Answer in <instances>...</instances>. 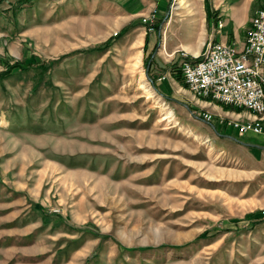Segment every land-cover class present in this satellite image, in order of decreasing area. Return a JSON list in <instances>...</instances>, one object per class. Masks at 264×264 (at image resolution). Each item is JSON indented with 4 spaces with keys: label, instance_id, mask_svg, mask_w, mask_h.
I'll return each mask as SVG.
<instances>
[{
    "label": "rangeland",
    "instance_id": "1",
    "mask_svg": "<svg viewBox=\"0 0 264 264\" xmlns=\"http://www.w3.org/2000/svg\"><path fill=\"white\" fill-rule=\"evenodd\" d=\"M163 2L0 0V264H264L261 153L165 53L211 0Z\"/></svg>",
    "mask_w": 264,
    "mask_h": 264
},
{
    "label": "built area",
    "instance_id": "2",
    "mask_svg": "<svg viewBox=\"0 0 264 264\" xmlns=\"http://www.w3.org/2000/svg\"><path fill=\"white\" fill-rule=\"evenodd\" d=\"M156 14L154 6L143 14L141 19L148 29L153 28L151 22ZM222 24L219 20L218 26ZM179 65L186 86L195 97L251 113L243 120L228 119V125L240 134L252 132L264 137V0L250 18L242 47L221 40L211 41L193 57L183 51ZM202 115L207 121L212 119L210 112Z\"/></svg>",
    "mask_w": 264,
    "mask_h": 264
},
{
    "label": "crops",
    "instance_id": "3",
    "mask_svg": "<svg viewBox=\"0 0 264 264\" xmlns=\"http://www.w3.org/2000/svg\"><path fill=\"white\" fill-rule=\"evenodd\" d=\"M122 3H126L130 8V11L134 14L140 12H147L150 6L158 3L160 4L162 0H121ZM163 3L168 2V0H163ZM260 0H211V11L207 14L203 3L194 6H182L185 12L184 18L188 20L192 29L194 30L193 39L184 40L183 42H171L168 50L165 53L169 55L170 59L177 50V46L182 44L190 55L199 54L208 42L221 40L225 42L232 43L237 47H242L245 41L246 31L250 25V18L255 12L256 8L260 5ZM167 7L166 19L163 21L168 22L173 18L174 9L176 6ZM165 13V9H164ZM221 20L223 24L218 26V21ZM150 39L155 40V36L152 32H149ZM161 42L165 45L169 43L167 38L160 36ZM170 67L166 70L167 74L170 73ZM165 75V74H163ZM157 76V79L161 80ZM166 78V75L164 79ZM191 92V91H190ZM192 93V92H191ZM214 103V101H213ZM204 104L210 105L211 102L205 101ZM212 109L215 110L218 116H215V120L222 128H225L230 135L227 137L240 144L243 147H251L259 151L260 162L257 169L259 171H264V137L261 135L254 134L252 132H246L243 136L238 137V132L235 127L227 124V120L231 117L246 119L251 116V113L243 108H231L223 107L219 103L212 104ZM221 116V117H220ZM224 117V119H223ZM213 120V118L211 119Z\"/></svg>",
    "mask_w": 264,
    "mask_h": 264
},
{
    "label": "trees",
    "instance_id": "4",
    "mask_svg": "<svg viewBox=\"0 0 264 264\" xmlns=\"http://www.w3.org/2000/svg\"><path fill=\"white\" fill-rule=\"evenodd\" d=\"M153 25H156V24H153ZM157 26V25H156ZM176 64H172V66L171 67H174ZM9 67H11V68H9ZM9 67H7V68H9V70L10 69H13V68H18L20 71H23V70H26L27 69V67L28 66H26L24 63H22V62H19V61H16L14 64H10L9 65ZM179 71H177V72H175V74H176V77L178 78V79H181V76H180V72L178 73ZM182 80L184 81V79L182 78ZM153 81H154V79H153Z\"/></svg>",
    "mask_w": 264,
    "mask_h": 264
},
{
    "label": "water",
    "instance_id": "5",
    "mask_svg": "<svg viewBox=\"0 0 264 264\" xmlns=\"http://www.w3.org/2000/svg\"><path fill=\"white\" fill-rule=\"evenodd\" d=\"M153 54H154V53H153ZM153 54H152V55H153ZM149 63H150V60H148L146 67L149 66ZM145 75H146V77H147L149 80H152V78L148 75L147 70H145ZM184 105H186V104L184 103ZM186 106H187V105H186ZM194 115H195V114H194ZM226 135H227V134H226Z\"/></svg>",
    "mask_w": 264,
    "mask_h": 264
}]
</instances>
